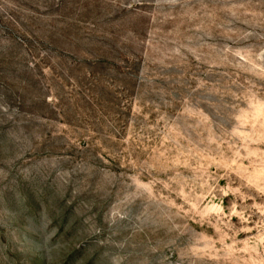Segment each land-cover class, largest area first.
Returning <instances> with one entry per match:
<instances>
[{
  "label": "rangeland",
  "instance_id": "374dc122",
  "mask_svg": "<svg viewBox=\"0 0 264 264\" xmlns=\"http://www.w3.org/2000/svg\"><path fill=\"white\" fill-rule=\"evenodd\" d=\"M0 264H264V0H0Z\"/></svg>",
  "mask_w": 264,
  "mask_h": 264
}]
</instances>
